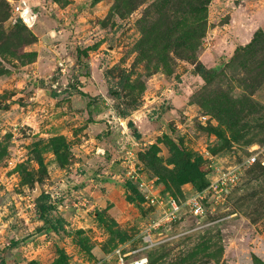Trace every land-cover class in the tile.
I'll use <instances>...</instances> for the list:
<instances>
[{
  "label": "rangeland",
  "instance_id": "rangeland-1",
  "mask_svg": "<svg viewBox=\"0 0 264 264\" xmlns=\"http://www.w3.org/2000/svg\"><path fill=\"white\" fill-rule=\"evenodd\" d=\"M242 4L264 12V0H0V264H117L155 215L130 172L184 198L251 155L224 204L198 222L182 212L146 254L264 264V25L197 73L209 28Z\"/></svg>",
  "mask_w": 264,
  "mask_h": 264
},
{
  "label": "built area",
  "instance_id": "built-area-1",
  "mask_svg": "<svg viewBox=\"0 0 264 264\" xmlns=\"http://www.w3.org/2000/svg\"><path fill=\"white\" fill-rule=\"evenodd\" d=\"M13 9L26 25L31 26L34 23L35 13L25 1L15 3ZM255 160L256 156L251 155L241 163L216 167V174L205 187L191 191L183 199L163 192L155 179L130 172L129 176L135 179L139 185L143 201L147 206L153 208L155 215L151 216L141 229L138 234L139 241L133 249L127 252H121V248L117 249V264H150L146 251L149 247L173 236L165 233L180 218L182 212L187 210L198 222L210 209L224 204L230 193L239 184L244 166ZM131 253L137 254L130 255Z\"/></svg>",
  "mask_w": 264,
  "mask_h": 264
},
{
  "label": "crops",
  "instance_id": "crops-1",
  "mask_svg": "<svg viewBox=\"0 0 264 264\" xmlns=\"http://www.w3.org/2000/svg\"><path fill=\"white\" fill-rule=\"evenodd\" d=\"M242 5L229 10L227 20L209 28L208 42L198 59L206 67L226 62L241 45L248 43L254 32L264 25V12H247Z\"/></svg>",
  "mask_w": 264,
  "mask_h": 264
},
{
  "label": "trees",
  "instance_id": "trees-1",
  "mask_svg": "<svg viewBox=\"0 0 264 264\" xmlns=\"http://www.w3.org/2000/svg\"><path fill=\"white\" fill-rule=\"evenodd\" d=\"M19 20H20L21 23H23V24L26 25V23L22 20L21 17H19ZM26 26H27V25H26ZM258 30H261V28L259 27V28L254 32V34H253L251 40H250L248 43H246V44H244V45H241L238 49H236V51L233 53V55H232V56H231L226 62H228L229 60L232 59V57H234L235 55H237L243 47H245L246 45H250V44L252 43V41H253V39H254V37H255V34H256V32H257ZM198 63H199L200 66H199L198 69H197V73H198L200 76H202V77H205L206 74L210 72V70H212V69L215 68V67H206L202 62L199 61V59H198ZM53 94H54V95H57L56 92H54ZM207 184H208V182H207L203 187H205ZM203 187H201V188H203ZM201 188H199V189H201ZM235 188H236V187H235ZM233 190H235V189H233ZM232 192H233V191H232ZM232 192L230 193L229 198H230ZM141 196H142V195H141ZM175 196H176V195H175ZM179 196H181V197L183 198V196L181 195V193H180ZM176 197H178V196H176ZM142 198H143V197H142ZM178 198H180V197H178ZM47 199H49V194H48V193H44V192L40 193V195L37 197L36 205H37L38 209H39L42 213H44L45 211H47V210H49V209L52 208V204H51L49 201L47 202ZM45 214H47V213H45ZM44 219H45V220H44L45 223L48 225V226H47V229H50V230H52V231H54V232H58V231H59L60 229H62V227H63V226H62V220H61V219H57V218H53V217L51 218V217H49V216L47 217V215L44 216Z\"/></svg>",
  "mask_w": 264,
  "mask_h": 264
}]
</instances>
